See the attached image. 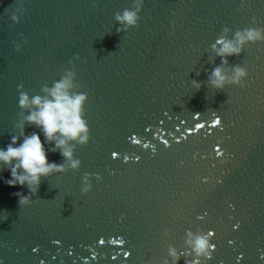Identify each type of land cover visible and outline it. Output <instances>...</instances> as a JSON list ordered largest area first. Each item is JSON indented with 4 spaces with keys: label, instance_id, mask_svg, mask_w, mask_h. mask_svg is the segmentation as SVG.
Instances as JSON below:
<instances>
[{
    "label": "water",
    "instance_id": "water-1",
    "mask_svg": "<svg viewBox=\"0 0 264 264\" xmlns=\"http://www.w3.org/2000/svg\"><path fill=\"white\" fill-rule=\"evenodd\" d=\"M65 78L87 139L58 147L20 99ZM33 132L64 167L0 162L2 264H264V0H0V149Z\"/></svg>",
    "mask_w": 264,
    "mask_h": 264
},
{
    "label": "clouds",
    "instance_id": "clouds-1",
    "mask_svg": "<svg viewBox=\"0 0 264 264\" xmlns=\"http://www.w3.org/2000/svg\"><path fill=\"white\" fill-rule=\"evenodd\" d=\"M117 19L127 20L130 24L135 23V13L126 11L122 17L118 16ZM236 35V42L225 41L221 38L219 42L223 44V47L219 49L218 54L223 56L225 53H239L241 51L239 45H242L246 40L262 38L260 31L253 29L245 30L243 34L238 32ZM237 73L241 74L242 70L238 68ZM213 75L223 79L222 71L219 67L214 70ZM69 87L70 81L65 78L56 82L54 87L48 90L51 98L36 96L29 101L28 96L25 94L20 99L21 106H27L29 103L38 106V110L32 111L26 119L41 127L46 140L56 139L58 147L66 145L67 142L63 138H57V133L61 137H67L68 139L77 137L81 141L87 139L86 135H80L82 132H87V124L82 118V105L86 97L82 94L75 97L69 95L67 92ZM17 140V137H12V143L6 149H0V162L12 164L13 159L16 160V163L10 169L13 178L6 181L10 186L16 185L17 182L22 185L25 181H28L29 184H38L41 175H46L52 170H63V165H57L54 162L49 163L44 140H42L39 133L33 132L30 136H25L23 143L18 146H16ZM52 150L54 151L55 149ZM62 154L71 158V149L65 147ZM77 163L73 161V166H76ZM21 168L24 169L22 174L18 172ZM26 200L27 197H24L21 203ZM212 247L214 248L215 245H212ZM205 248L206 241L202 238L198 239L196 241L198 253ZM172 254L176 255L174 251Z\"/></svg>",
    "mask_w": 264,
    "mask_h": 264
},
{
    "label": "snow or ice",
    "instance_id": "snow-or-ice-1",
    "mask_svg": "<svg viewBox=\"0 0 264 264\" xmlns=\"http://www.w3.org/2000/svg\"><path fill=\"white\" fill-rule=\"evenodd\" d=\"M218 123V122H217ZM114 155H117L116 153H114ZM211 235H215V232H212V233H210ZM57 243H59V241H57ZM99 243L100 244H103V243H105V241L103 240V239H101V240H99ZM131 253H125V255H130ZM92 258H95V255H93V257ZM113 259H115V257H113Z\"/></svg>",
    "mask_w": 264,
    "mask_h": 264
}]
</instances>
